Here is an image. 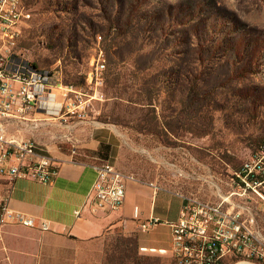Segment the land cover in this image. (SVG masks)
Listing matches in <instances>:
<instances>
[{"label":"rangeland","instance_id":"rangeland-1","mask_svg":"<svg viewBox=\"0 0 264 264\" xmlns=\"http://www.w3.org/2000/svg\"><path fill=\"white\" fill-rule=\"evenodd\" d=\"M22 1L32 19L16 37L17 56L58 69L65 85L88 93L85 79L92 59L99 50L104 52V98L90 103L89 117L115 131L137 179L148 171L158 181L164 192L158 194L156 206L164 208L168 200L180 202L167 190L214 201L212 191L202 186V176L209 169L226 179L264 137V0ZM129 8L135 12V27L142 26L149 38L142 59L151 61L149 53L159 48V61L145 74L135 73L131 66L139 55L124 69L121 62ZM132 43L131 51L141 45ZM113 60L117 67L111 65ZM123 72H134L135 92L150 77L158 80L151 105L142 109L123 101ZM114 74L119 76L118 98ZM61 116L13 124L10 131L33 141L53 137L66 125L65 109ZM140 119L155 124L156 132L139 131ZM260 210L264 212V205ZM130 226L75 242L39 229L7 225L0 230V264L172 263L170 253L139 252L140 246L170 250L168 230L144 234Z\"/></svg>","mask_w":264,"mask_h":264},{"label":"built area","instance_id":"built-area-1","mask_svg":"<svg viewBox=\"0 0 264 264\" xmlns=\"http://www.w3.org/2000/svg\"><path fill=\"white\" fill-rule=\"evenodd\" d=\"M31 19L32 13L22 0H0V176L52 185L60 174L58 164L33 140L12 134L10 127L56 120L64 109L65 127L68 119L95 122L89 117V107L92 101L104 98L106 59L102 50L93 57L85 79L88 93L73 84L65 85L58 69L39 67L15 54L16 37ZM71 155H77L74 145ZM94 169L96 180L87 209L92 215L119 211L125 203L126 183L135 178L110 162ZM200 181L212 191L214 201L175 192L182 206L174 220L153 215L142 221L139 207L134 208L140 233L166 228L170 235V250L140 246L139 252L156 256L170 253L171 264H264V212L260 210L264 205V137L248 160L226 179L217 178L208 169ZM150 186L156 197L159 186ZM75 215L80 217L81 210ZM9 224L49 231L47 223L13 211L7 194L0 200V230Z\"/></svg>","mask_w":264,"mask_h":264},{"label":"crops","instance_id":"crops-1","mask_svg":"<svg viewBox=\"0 0 264 264\" xmlns=\"http://www.w3.org/2000/svg\"><path fill=\"white\" fill-rule=\"evenodd\" d=\"M68 123L69 126L63 127L61 132L58 130L55 136L34 141L42 148L43 154L60 167L56 181L52 185H44L32 180H8L0 176V200L9 194V206L13 211L33 217L38 223H47L48 234L75 242L97 239L117 228L127 230L130 225L138 230L133 213L135 207H139L142 221L153 215L170 220L178 218L181 200H168L164 208L156 206L158 195H153L150 184L158 186V181H153L148 171L138 174L140 179L134 176V168L126 164L128 154L109 125L71 122L69 119ZM73 145L77 148L75 156L71 155ZM102 162H110L121 173L135 180L127 181L125 203L119 211L92 215L86 204L96 180L94 166ZM159 188V193L164 192L163 188ZM169 191L174 198V192ZM78 210H81L80 217L75 215Z\"/></svg>","mask_w":264,"mask_h":264},{"label":"trees","instance_id":"trees-1","mask_svg":"<svg viewBox=\"0 0 264 264\" xmlns=\"http://www.w3.org/2000/svg\"><path fill=\"white\" fill-rule=\"evenodd\" d=\"M129 10H130L128 13L129 23H127L125 25L124 30H123V36L126 37L125 41L127 43L125 45H123V60L121 62H123V69H124V65L128 64V61L133 56L139 55L136 58V60H133L131 66L134 68L135 73L145 74L146 72H149L150 70H152L154 64L159 61L158 60L159 48H158V46L157 47L155 46L152 49L151 53H149L148 56L152 57L151 61H149L148 59H142L143 57H146V56H144L140 53H142L144 51V47L147 46V44H148L147 40L149 38L148 37L146 38L145 29H143L142 26H140L139 28L135 27V25H134L135 12H134L133 8H129ZM131 38H133L134 41H130ZM132 42L140 43L142 46L140 45L139 48H137L134 51H131V47L133 44ZM160 50H162V49H160ZM117 55L120 56V53L119 54L117 53ZM121 56H122V53H121ZM111 65L114 67H117L118 63H116L113 60ZM133 73L125 75L123 72V101L127 102L128 104H130L132 106L141 107L142 109H144L147 106L151 105L150 100L152 98V95L154 94L155 87H157L156 83H158L157 82L158 80L156 78L150 77L148 80H145L144 83L141 82L138 86V92H135L134 88L137 89V85L132 84V82L135 81V80H133L134 75H135ZM113 77H114V85L116 86V87L113 86V88H115V90H116L115 94L117 95L115 97L118 98V96L121 94L120 88L117 87L118 85H120L119 76L114 74ZM147 83L152 85V86H148ZM148 87H150L149 90L147 89ZM138 123L139 124L136 127L139 129V131H144V132H148V133H155L156 132L155 124H150L149 122H146V120H142V119H140L138 121Z\"/></svg>","mask_w":264,"mask_h":264}]
</instances>
